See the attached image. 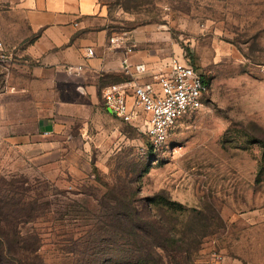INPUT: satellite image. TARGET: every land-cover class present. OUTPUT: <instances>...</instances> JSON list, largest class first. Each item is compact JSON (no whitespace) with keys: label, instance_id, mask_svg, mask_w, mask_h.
Masks as SVG:
<instances>
[{"label":"rangeland","instance_id":"rangeland-1","mask_svg":"<svg viewBox=\"0 0 264 264\" xmlns=\"http://www.w3.org/2000/svg\"><path fill=\"white\" fill-rule=\"evenodd\" d=\"M14 3L0 0V31L26 34ZM101 3L113 33L135 39L139 61L192 65L211 77L210 94L152 157L146 132L125 123L90 129L82 169L39 166L0 145V196L38 216L22 232L39 237L44 264H79L115 223L104 218L113 198L137 189L184 241L189 264L214 255L264 264V0Z\"/></svg>","mask_w":264,"mask_h":264},{"label":"crops","instance_id":"crops-1","mask_svg":"<svg viewBox=\"0 0 264 264\" xmlns=\"http://www.w3.org/2000/svg\"><path fill=\"white\" fill-rule=\"evenodd\" d=\"M101 1L15 0L28 32L0 31L15 54L8 73L0 72V145L39 166L82 169L90 129L123 124L102 97L104 88L122 81L123 60L165 62L108 49L114 33ZM88 47L92 58L86 57ZM78 65L83 70L69 72Z\"/></svg>","mask_w":264,"mask_h":264},{"label":"built area","instance_id":"built-area-1","mask_svg":"<svg viewBox=\"0 0 264 264\" xmlns=\"http://www.w3.org/2000/svg\"><path fill=\"white\" fill-rule=\"evenodd\" d=\"M108 49L120 50L127 56L135 53L136 42L131 34L114 33ZM94 49H86V57H94ZM15 61L12 50L0 41V72L7 74ZM79 73L82 65L69 66ZM125 80L103 89L104 107L123 123L146 132L153 152L157 154L167 142L171 131L183 118L199 112L210 94L212 79L192 65L179 60L155 63H129L123 60ZM203 264H228L214 255Z\"/></svg>","mask_w":264,"mask_h":264},{"label":"trees","instance_id":"trees-1","mask_svg":"<svg viewBox=\"0 0 264 264\" xmlns=\"http://www.w3.org/2000/svg\"><path fill=\"white\" fill-rule=\"evenodd\" d=\"M124 76V75H123ZM210 81L211 77L207 76ZM125 80V76L122 81ZM146 153L156 155L149 139ZM113 198L117 208L107 212L105 220L115 222L99 229L100 243L89 246L81 253L79 264H165L164 259L176 264H189L183 240L176 239L172 229L166 228L152 213L149 202L139 197V191H119ZM27 203L22 199L0 196V264H44L37 235L24 234L20 224L34 221V212H23ZM30 204V203H28ZM28 206V205H27ZM161 219L164 214L159 216ZM78 247L73 250L78 256ZM179 260V261H177ZM182 260V261H181Z\"/></svg>","mask_w":264,"mask_h":264}]
</instances>
